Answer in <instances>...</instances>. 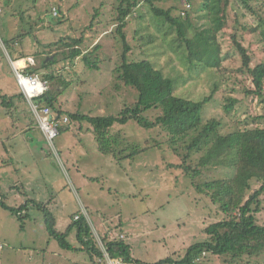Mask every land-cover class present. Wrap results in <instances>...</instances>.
I'll use <instances>...</instances> for the list:
<instances>
[{
	"label": "rangeland",
	"instance_id": "1",
	"mask_svg": "<svg viewBox=\"0 0 264 264\" xmlns=\"http://www.w3.org/2000/svg\"><path fill=\"white\" fill-rule=\"evenodd\" d=\"M121 1L0 0V97L5 95L14 103L4 108L0 99V189L7 206L24 212L18 219L0 207V264H91L80 250L75 231L67 238L72 250L61 249L49 237L44 213L32 201L47 205L59 232L80 213L99 247V240L107 233L114 237L123 233L131 256L147 264L183 258L190 246L206 240L204 228L223 217L203 185L230 178L232 169L201 167L199 175L185 172L188 165L197 169L206 149L188 153L183 142H170L162 127L144 129L134 121L111 129L113 135L122 133V148L141 150L131 158L122 154L124 158L117 161L101 154L86 121H68L51 145L41 135L28 101L20 97L3 43L9 37L14 39L13 62L31 57L35 62L32 68L40 70V77L53 76L47 87L57 97L61 111L108 117L133 105L138 92L117 79L122 49L115 29ZM251 2L255 9L264 7V1ZM155 5L171 9V16L184 22L189 37L215 28L201 8V0H166ZM128 23V60H151L176 79V94L196 101L208 95L213 83L220 85L213 99L202 107L203 123L218 120L222 135L238 127L264 128V119H260L263 105L255 96L245 94L252 89L251 78L240 70L242 62L230 36L236 29L253 67L264 59L259 41L262 28L239 3L230 8L217 33L220 67L216 70L203 63L192 66L194 60H186L189 55L184 49L173 53L168 44L171 36L163 40L164 35L157 31L158 27L168 29V25L154 18L146 4L138 6ZM243 27H257V31L248 33ZM149 35L154 39L151 44L146 41ZM139 36L144 38L143 50ZM80 38V49L96 68H89L82 57L73 62L63 60L62 43ZM44 58L56 59V63L44 70ZM225 98L236 101L228 113L223 107ZM160 113L159 108H152L143 117L153 121ZM256 221L264 225V195ZM197 264H264V259L243 256L233 262L228 255L208 254Z\"/></svg>",
	"mask_w": 264,
	"mask_h": 264
},
{
	"label": "trees",
	"instance_id": "2",
	"mask_svg": "<svg viewBox=\"0 0 264 264\" xmlns=\"http://www.w3.org/2000/svg\"><path fill=\"white\" fill-rule=\"evenodd\" d=\"M164 1L166 0H122L117 9L115 32L122 49L120 65L117 68V79L123 85L138 92V100L133 105L125 107L116 116L108 117H90L79 113H68L61 111L57 106V97L50 89L44 96L35 99V102L39 108L48 107L57 117L67 116L69 122H88L92 127L98 151L103 155L113 156L117 161L124 158L122 154L131 158L141 151L135 147L122 148V133L114 135L111 133L115 124L124 125L129 121H134L144 129L162 127L167 132L170 142L174 144H177L178 141L183 142L188 153L206 149L205 155L196 164V170H192L190 165L183 166L186 174L192 172L194 175H199L201 167L232 169L233 175L230 178L210 181L203 185L204 190L209 193L212 203L218 205L219 211L223 215L221 220L204 228L206 240L190 246L184 257L178 261L167 258L155 264H197V259L208 254L213 256L228 255L233 262L243 256L264 259V225L258 224L256 221V214L261 210V197L264 195V128L238 127L233 132L222 135L219 134L221 124L218 120H209L203 123L201 119L202 107L213 99V96L219 91L220 85L213 83L208 95L200 97L196 101L176 94L174 92L176 79L174 80L173 77L167 76L162 70L156 68L151 60H128L131 47L125 31L129 24L128 18L140 4L144 3L149 6L154 18L160 23L168 25V29L157 28V26L156 28L159 34L164 35L163 40L171 36L168 44L173 53L178 49H184L189 55L186 60H194L192 66L203 63L205 67L216 70L220 67V46L217 42V33L223 28L222 20L227 18L234 3H239L258 19V28H262L259 33V41L264 50V7L255 9L251 2H263L264 0H201V8L206 16L214 22L215 28L204 30L191 37L187 35L184 22L171 16V9L164 10L155 5ZM256 28L243 27V31L255 33ZM234 30L235 32H232L230 36L242 62L240 70L247 72L252 83V89L245 91V94L255 96L258 102L263 105L264 110V59L252 67L251 56L247 48L239 41L242 37L237 34L236 29ZM134 34L137 36L138 31H135ZM143 39L140 36L139 40L137 38L142 50L145 49V44L141 42ZM146 41L151 44L154 39L149 35ZM82 42V38L71 39L68 43L63 42L61 48L63 60L73 62L82 57L89 68H96L95 63L91 62L80 49ZM3 43L11 56L13 50L11 45L14 43V39L6 38ZM21 58L24 57L21 56ZM55 63L56 59L44 58L42 69L47 70ZM32 67L26 68L25 72L38 75L46 82L53 80V76L49 74L40 77V70ZM20 97L25 98L22 93ZM7 98L5 95L0 97L1 106L4 108L13 107L12 99ZM224 102V111L228 113L236 101L225 98ZM152 108H159L161 113L155 120L149 121L143 117V113ZM260 119H264V115L260 116ZM62 126L60 130H62ZM32 204L42 209L46 232L61 249L72 250L67 238L72 231H75L80 250L87 254L89 262L101 264L99 260L102 258V251L95 243L94 233L84 216L79 213L78 220H74L72 217L65 231L59 232L56 229L55 218L48 210L47 205L34 201ZM0 207L15 214L18 219L22 218L21 208L9 207L3 202L1 189ZM101 242L111 259L119 258L126 264H147L133 259L130 246L118 236L110 239L106 234L101 238Z\"/></svg>",
	"mask_w": 264,
	"mask_h": 264
},
{
	"label": "built area",
	"instance_id": "3",
	"mask_svg": "<svg viewBox=\"0 0 264 264\" xmlns=\"http://www.w3.org/2000/svg\"><path fill=\"white\" fill-rule=\"evenodd\" d=\"M1 12V10H0ZM56 15V13H55ZM22 62L23 67L19 66L18 64ZM12 69L14 71L16 83L25 97L26 101H28L32 112L36 118L38 123V127L41 130L44 138L48 141L51 145L53 144L54 139L58 136L60 127L63 124L68 122L66 117H57L56 115L52 114L48 107L39 108L35 102V99H38L47 92V82L43 81L38 77V75L28 74L25 72V69L28 67L34 66V60L31 57H26L24 59L16 60L15 62L12 61ZM79 215L74 217V220H78ZM107 236L110 239H114V235L111 233H107ZM119 239H124V235H119ZM99 240V238H98ZM100 249L102 251V258L99 260L101 264H126L122 259H111L107 254L106 250L103 247L102 242L99 240ZM204 255V253H203ZM200 259L196 260V263L199 262Z\"/></svg>",
	"mask_w": 264,
	"mask_h": 264
},
{
	"label": "crops",
	"instance_id": "4",
	"mask_svg": "<svg viewBox=\"0 0 264 264\" xmlns=\"http://www.w3.org/2000/svg\"><path fill=\"white\" fill-rule=\"evenodd\" d=\"M0 10H1V8H0ZM1 12H2V10H1ZM0 12V13H1ZM9 54V53H8ZM9 59H10V63H12V60H11V56L9 55ZM35 63V62H34ZM18 65H20V66H23V63L22 62H20ZM11 66H12V64H11ZM12 71H13V69H12ZM12 74V76L14 77V79H15V75H14V71H13V73H11ZM15 81H16V79H15ZM41 133V132H40ZM41 135L43 136V134L41 133ZM43 138H44V136H43ZM45 139V138H44ZM6 153H8V151L6 150ZM24 212H22V214H23ZM120 235H124L123 233H121ZM133 258V257H132ZM134 259V258H133Z\"/></svg>",
	"mask_w": 264,
	"mask_h": 264
},
{
	"label": "bare ground",
	"instance_id": "5",
	"mask_svg": "<svg viewBox=\"0 0 264 264\" xmlns=\"http://www.w3.org/2000/svg\"><path fill=\"white\" fill-rule=\"evenodd\" d=\"M20 66V65H19ZM21 67H23V66H21Z\"/></svg>",
	"mask_w": 264,
	"mask_h": 264
}]
</instances>
